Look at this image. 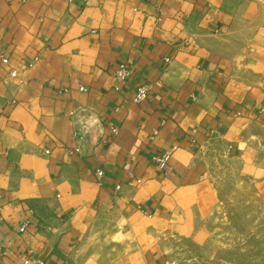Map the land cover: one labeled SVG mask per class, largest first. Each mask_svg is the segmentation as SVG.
I'll use <instances>...</instances> for the list:
<instances>
[{
  "label": "crops",
  "instance_id": "obj_1",
  "mask_svg": "<svg viewBox=\"0 0 264 264\" xmlns=\"http://www.w3.org/2000/svg\"><path fill=\"white\" fill-rule=\"evenodd\" d=\"M261 13L256 0H0V264H171L207 156L258 174ZM83 109L102 128L70 154Z\"/></svg>",
  "mask_w": 264,
  "mask_h": 264
},
{
  "label": "rangeland",
  "instance_id": "obj_2",
  "mask_svg": "<svg viewBox=\"0 0 264 264\" xmlns=\"http://www.w3.org/2000/svg\"><path fill=\"white\" fill-rule=\"evenodd\" d=\"M252 133L258 174L224 153L207 156L201 198L171 239V264H264V118Z\"/></svg>",
  "mask_w": 264,
  "mask_h": 264
},
{
  "label": "built area",
  "instance_id": "obj_3",
  "mask_svg": "<svg viewBox=\"0 0 264 264\" xmlns=\"http://www.w3.org/2000/svg\"><path fill=\"white\" fill-rule=\"evenodd\" d=\"M1 60L4 64L8 65L10 60L9 58L3 56L0 54ZM167 62H170V59H166ZM131 75V71L126 66H122L120 69L115 71V76L117 79L125 80L129 78ZM11 76L15 77L16 72L13 71L11 73ZM84 90V89H83ZM150 91L149 85H140L137 87L134 96L133 101L135 103H140L147 99L148 94ZM72 116L74 117V123H75V130L73 134V141L75 142V145L73 148L70 149V154H78L81 155L83 152V147L86 142L89 141L90 136L93 135L97 130H100L102 128L101 120L98 117L97 114L88 111L86 109H83L82 112H74L72 113ZM111 131L114 135L118 134V127L113 125L111 126ZM47 154L50 153V151L46 152ZM172 157V152L170 151H164L158 154L153 155L152 162L158 168L159 170L163 171L167 164L169 163L170 159ZM96 177L98 179V182L101 184L102 179L104 177V171L98 170L96 173ZM136 182L139 184L141 183L140 179H136ZM121 186H117V189H120ZM0 211H2V207L0 205ZM0 252V257H1ZM20 264H46V262L43 259L38 258L31 252L23 253L20 256Z\"/></svg>",
  "mask_w": 264,
  "mask_h": 264
}]
</instances>
